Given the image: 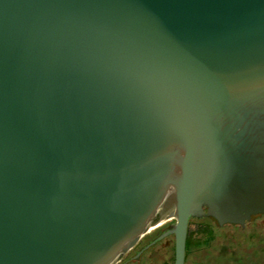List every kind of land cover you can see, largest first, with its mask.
I'll return each instance as SVG.
<instances>
[{"label": "water", "instance_id": "95a60500", "mask_svg": "<svg viewBox=\"0 0 264 264\" xmlns=\"http://www.w3.org/2000/svg\"><path fill=\"white\" fill-rule=\"evenodd\" d=\"M255 216L264 0H0V264H184Z\"/></svg>", "mask_w": 264, "mask_h": 264}, {"label": "rangeland", "instance_id": "374dc122", "mask_svg": "<svg viewBox=\"0 0 264 264\" xmlns=\"http://www.w3.org/2000/svg\"><path fill=\"white\" fill-rule=\"evenodd\" d=\"M207 223L203 218L191 219L190 240L202 239ZM214 226V224H213ZM215 241L210 248L189 251L185 264H264V219L251 220L245 228L223 226L215 228ZM174 237L167 236L143 255L141 264H173ZM134 264V263H130Z\"/></svg>", "mask_w": 264, "mask_h": 264}, {"label": "trees", "instance_id": "16d2710c", "mask_svg": "<svg viewBox=\"0 0 264 264\" xmlns=\"http://www.w3.org/2000/svg\"><path fill=\"white\" fill-rule=\"evenodd\" d=\"M203 219L206 220L207 223L203 226L204 228L201 229V231L205 234L202 239H196V240L191 241L190 240L189 225H188L186 245H185V258L192 248L194 250L210 248L211 245L213 244V242L215 241L216 233L214 230L212 220H210L208 218H203ZM259 219H264V216H255L252 218V220H259ZM189 224H190V222H189ZM158 243H156L155 245H157ZM146 254H144V255H146ZM173 264H174V257H173ZM204 264H209V263L205 262ZM215 264H220V263H215ZM223 264H226V263H223Z\"/></svg>", "mask_w": 264, "mask_h": 264}, {"label": "flooded vegetation", "instance_id": "af4514ba", "mask_svg": "<svg viewBox=\"0 0 264 264\" xmlns=\"http://www.w3.org/2000/svg\"><path fill=\"white\" fill-rule=\"evenodd\" d=\"M248 223H249V222H248ZM246 225H247V224H246ZM246 225H245V226H246ZM226 226H227V225H226ZM228 226H230V225H228ZM238 227H239V226H238ZM128 264H130V263H128ZM184 264H185V263H184Z\"/></svg>", "mask_w": 264, "mask_h": 264}]
</instances>
